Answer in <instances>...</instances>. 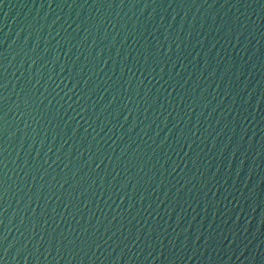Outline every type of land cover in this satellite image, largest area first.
Wrapping results in <instances>:
<instances>
[{
    "label": "water",
    "instance_id": "obj_1",
    "mask_svg": "<svg viewBox=\"0 0 264 264\" xmlns=\"http://www.w3.org/2000/svg\"><path fill=\"white\" fill-rule=\"evenodd\" d=\"M0 264H264V0H0Z\"/></svg>",
    "mask_w": 264,
    "mask_h": 264
}]
</instances>
